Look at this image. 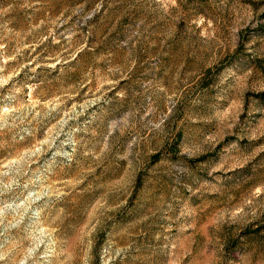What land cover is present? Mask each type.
<instances>
[{"label": "rangeland", "instance_id": "rangeland-1", "mask_svg": "<svg viewBox=\"0 0 264 264\" xmlns=\"http://www.w3.org/2000/svg\"><path fill=\"white\" fill-rule=\"evenodd\" d=\"M0 264H264V0H0Z\"/></svg>", "mask_w": 264, "mask_h": 264}]
</instances>
